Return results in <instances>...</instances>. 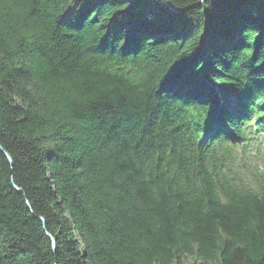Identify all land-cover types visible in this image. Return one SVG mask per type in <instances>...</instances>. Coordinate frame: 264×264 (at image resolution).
<instances>
[{
    "label": "trees",
    "instance_id": "1",
    "mask_svg": "<svg viewBox=\"0 0 264 264\" xmlns=\"http://www.w3.org/2000/svg\"><path fill=\"white\" fill-rule=\"evenodd\" d=\"M0 37V264H264V0H0Z\"/></svg>",
    "mask_w": 264,
    "mask_h": 264
},
{
    "label": "rangeland",
    "instance_id": "2",
    "mask_svg": "<svg viewBox=\"0 0 264 264\" xmlns=\"http://www.w3.org/2000/svg\"><path fill=\"white\" fill-rule=\"evenodd\" d=\"M253 141V140H252ZM257 151L256 148H254L252 151ZM260 153H262L264 155V142L262 143V146L260 148ZM249 152L246 150L245 153H238L237 156H238V160H242L245 162V160L247 161L246 164H249V163H253L254 167L260 172V171H263L264 170V164H262L259 160H260V156L258 155V157L255 159L256 161H251L250 159L248 158H245L246 156H249ZM244 155V156H243ZM244 158V159H243ZM264 163V161H263Z\"/></svg>",
    "mask_w": 264,
    "mask_h": 264
},
{
    "label": "snow or ice",
    "instance_id": "3",
    "mask_svg": "<svg viewBox=\"0 0 264 264\" xmlns=\"http://www.w3.org/2000/svg\"><path fill=\"white\" fill-rule=\"evenodd\" d=\"M3 38L0 37V57L3 56L4 52H3Z\"/></svg>",
    "mask_w": 264,
    "mask_h": 264
}]
</instances>
